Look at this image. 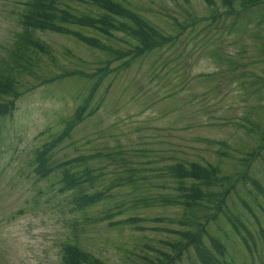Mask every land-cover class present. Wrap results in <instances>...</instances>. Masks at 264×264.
<instances>
[{
    "label": "rangeland",
    "instance_id": "374dc122",
    "mask_svg": "<svg viewBox=\"0 0 264 264\" xmlns=\"http://www.w3.org/2000/svg\"><path fill=\"white\" fill-rule=\"evenodd\" d=\"M25 1L0 0V62L21 30L18 19ZM114 1L161 35L178 37L171 46L104 77L90 102L94 113L48 153L55 165L84 157L82 164L71 166L75 171L87 167L97 179L83 188L109 197L76 210L72 192H60L61 169L40 179L34 160L60 134L96 81L79 76L50 84L43 80L75 70L92 74L112 56L73 36L36 32L49 53L35 55L32 75L18 76L23 94L12 115L0 122V264H61L67 245H78L106 264H145L170 252L185 230L178 224L185 210L140 203L142 198L152 202L179 194L166 173L177 162L216 166L220 175L234 178L212 189L230 191L223 212L209 223V233L226 244L227 263L264 264V197L251 183L255 180L264 189V147L249 166L243 161L264 138V0L246 10L233 0L237 15H228L223 0ZM64 7L93 17L101 12L86 4ZM71 28L114 49L138 45L127 33L105 37L92 29ZM122 61L113 60L110 68ZM118 162L134 170L124 172ZM108 212L113 222L142 221L95 223ZM214 213L201 209L196 216ZM234 216L249 230V248L226 221ZM195 260L191 250L173 264Z\"/></svg>",
    "mask_w": 264,
    "mask_h": 264
},
{
    "label": "trees",
    "instance_id": "16d2710c",
    "mask_svg": "<svg viewBox=\"0 0 264 264\" xmlns=\"http://www.w3.org/2000/svg\"><path fill=\"white\" fill-rule=\"evenodd\" d=\"M262 0H239L238 3L242 10L261 4ZM66 3L86 4L98 9L100 14L97 16H89L77 14L70 9L64 7ZM223 4L229 8L228 15H237L238 10L233 9V0H223ZM23 7L19 14L20 32L16 33L12 47L8 51L7 57L0 62V122L2 119L12 115L15 109V102L22 96L23 92L18 91V76L21 73L32 75L35 67V55L37 53L48 54L49 47L36 37V32L49 31L55 34L73 36L87 46L94 48L112 59L103 61L104 66L96 70L92 74H85L82 71L63 72L50 79L43 80V84H50L60 81L70 76H79L81 78H95L96 81L90 90L88 96L84 97L81 104L75 109L72 116L65 121L63 130L58 136L50 142L44 144L42 149L37 151L35 157V171L41 177L46 178L53 170L61 169L62 187L60 192L71 191L72 201L70 202L74 209L85 211L103 200L109 195L106 194H87L86 182L91 183L95 180L96 175L84 167L75 171L71 164H82L85 158L80 156L69 160L68 162L54 164L51 157L48 156L50 150L69 137L73 128L80 124L85 117L94 113L95 108H90L93 93L97 91L100 81L110 73L126 69L128 65L136 59L148 54L149 52L164 47L165 44L171 46L178 36H163L157 30L146 23L135 12L124 6L122 3L114 0H26L22 3ZM192 24H190L191 26ZM80 27L92 29L95 32L105 36L112 37L113 32L127 33L135 36L138 45L129 50H119L104 44L97 38L83 35L82 33L72 29L71 27ZM186 26H183L185 29ZM113 60H123L121 64L114 68H110ZM227 147L226 144H222ZM264 147V138L262 145L252 153L247 154L243 159L247 166L258 155L259 151ZM117 161V159H116ZM124 161V159L122 160ZM125 162V161H124ZM124 172H131L134 169L129 168L125 164ZM220 169L216 166H201L198 163H181L177 162L166 169L169 178L176 182V191L179 193L175 198L170 199L168 196H162L159 200L150 198H142L141 205L148 207L152 205H171L182 207L185 211L183 217L178 221L179 226L185 227L184 231L179 232L180 238L169 246L170 252L162 253V256L155 260H148L145 264H173L182 259L183 254H189L191 250L196 258L195 264H229L225 261L227 252L226 244L218 237L211 235L208 225L216 220L217 213L223 212L227 194L230 188L224 190L213 191V187L222 186L230 181L229 176L220 175ZM100 176V174H98ZM241 177L245 179L244 174ZM97 179V177H96ZM256 191L264 197V189L259 182L251 180ZM117 186L113 185L111 188ZM107 196V197H106ZM214 210L215 213L204 214L202 217L196 216L201 210ZM112 213H104L100 219L97 218L95 223L107 221L110 226L122 225L127 222L130 225L137 223L139 220L129 218L113 222ZM142 221V220H140ZM139 221V222H140ZM157 221H161L158 219ZM226 221L235 232L243 244L249 248L246 236L250 237L249 230L243 220L239 217H226ZM61 264H106L98 257L82 250L78 245H67L63 248L61 256Z\"/></svg>",
    "mask_w": 264,
    "mask_h": 264
}]
</instances>
